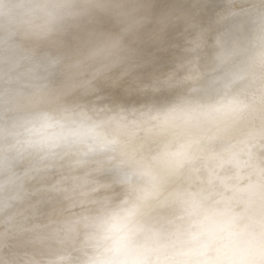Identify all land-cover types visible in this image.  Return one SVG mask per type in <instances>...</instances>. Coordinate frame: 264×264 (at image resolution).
<instances>
[{"label": "clouds", "instance_id": "9594fccd", "mask_svg": "<svg viewBox=\"0 0 264 264\" xmlns=\"http://www.w3.org/2000/svg\"><path fill=\"white\" fill-rule=\"evenodd\" d=\"M0 264H264V0H0Z\"/></svg>", "mask_w": 264, "mask_h": 264}]
</instances>
